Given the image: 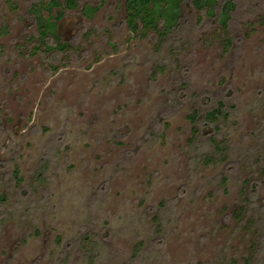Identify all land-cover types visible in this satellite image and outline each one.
<instances>
[{
	"label": "rangeland",
	"instance_id": "1",
	"mask_svg": "<svg viewBox=\"0 0 264 264\" xmlns=\"http://www.w3.org/2000/svg\"><path fill=\"white\" fill-rule=\"evenodd\" d=\"M46 1L0 0V264H264V0Z\"/></svg>",
	"mask_w": 264,
	"mask_h": 264
},
{
	"label": "trees",
	"instance_id": "2",
	"mask_svg": "<svg viewBox=\"0 0 264 264\" xmlns=\"http://www.w3.org/2000/svg\"><path fill=\"white\" fill-rule=\"evenodd\" d=\"M181 1L182 0H127L125 20L131 25L132 30H136L140 26V28L142 27L144 30L151 28L160 34H165L178 25L181 15ZM207 1L212 2L214 0H190V3L197 7H201ZM76 4V0H47L44 4L48 9L47 16H43L40 12L43 4L38 3L30 7V11L34 13L39 23V37L43 42L44 40L46 41L51 34V36L55 38L57 45H62L56 29V20L62 17L68 8H72ZM234 6V0H224L221 3L219 11L220 21L223 23L227 22ZM53 7H58L56 12L52 11ZM93 9L94 6L86 5L83 8V12L88 14ZM209 11L212 13V10ZM137 19L140 25L136 21ZM48 46L53 45L48 44ZM222 106L223 101L220 99L216 106L206 109L204 120L207 123L215 121L223 112ZM245 264H251V258L246 259Z\"/></svg>",
	"mask_w": 264,
	"mask_h": 264
}]
</instances>
